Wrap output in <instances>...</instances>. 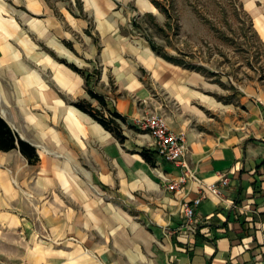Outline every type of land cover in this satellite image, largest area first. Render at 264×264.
<instances>
[{
	"label": "crops",
	"instance_id": "crops-1",
	"mask_svg": "<svg viewBox=\"0 0 264 264\" xmlns=\"http://www.w3.org/2000/svg\"><path fill=\"white\" fill-rule=\"evenodd\" d=\"M238 1L264 42V0ZM138 11L156 7L0 0V117L16 143L0 149V264H264V90L225 96L213 75L132 35ZM69 64L93 73L90 87L126 118L123 141L74 105L100 107ZM148 112L185 137L195 178L175 190L183 168L135 123ZM201 191L184 229L183 204Z\"/></svg>",
	"mask_w": 264,
	"mask_h": 264
},
{
	"label": "rangeland",
	"instance_id": "rangeland-1",
	"mask_svg": "<svg viewBox=\"0 0 264 264\" xmlns=\"http://www.w3.org/2000/svg\"><path fill=\"white\" fill-rule=\"evenodd\" d=\"M154 1L161 8L155 5L153 14L138 11L130 23L132 35L213 75L225 84V96L264 90V42L238 0Z\"/></svg>",
	"mask_w": 264,
	"mask_h": 264
},
{
	"label": "built area",
	"instance_id": "built-area-1",
	"mask_svg": "<svg viewBox=\"0 0 264 264\" xmlns=\"http://www.w3.org/2000/svg\"><path fill=\"white\" fill-rule=\"evenodd\" d=\"M135 123L142 129L149 132L154 138L155 148L162 157L166 160L174 162L183 168V173L174 181L168 184L170 190L177 189L180 185L185 183L188 178H195L194 172L190 169L186 154L187 144L184 135L178 134L170 129L165 116L159 115L155 112L144 113L135 118ZM221 185L228 184V176L222 175ZM206 190L214 195H220L219 184L206 185ZM206 197V192L201 191L192 203H184V229L194 230V219L197 207ZM29 264V263H24Z\"/></svg>",
	"mask_w": 264,
	"mask_h": 264
},
{
	"label": "trees",
	"instance_id": "trees-1",
	"mask_svg": "<svg viewBox=\"0 0 264 264\" xmlns=\"http://www.w3.org/2000/svg\"><path fill=\"white\" fill-rule=\"evenodd\" d=\"M154 5L159 6V4L156 1H152ZM160 7V6H159ZM161 8V7H160ZM149 43L151 47L160 54L158 51V48L156 44L149 39ZM162 55V54H161ZM165 58L178 63L187 66L180 60H177L176 58H173L171 56L163 55ZM74 70L82 73L85 76V79L87 81V92L91 99H96L99 102L100 107H94L92 105V102L87 99H80L78 101L74 102V105L79 108L80 110L88 113L91 115L95 120H97L101 125H103L107 130L111 131L119 140H124V135L122 133V124L126 122V118L122 116L117 111H112L107 108V102L104 96L97 94L94 92V90L90 87V78L93 76V73H86L82 69L78 68L77 66L73 64H69ZM190 68H195L191 66H187ZM198 69V68H196ZM18 144L28 157L30 161H35L37 159L36 155L34 154V148L30 146L27 142L21 140L18 138ZM16 147L15 143V134L9 127V125L0 117V149L8 150ZM153 153L148 149H143L141 152V155L149 162L153 161Z\"/></svg>",
	"mask_w": 264,
	"mask_h": 264
}]
</instances>
